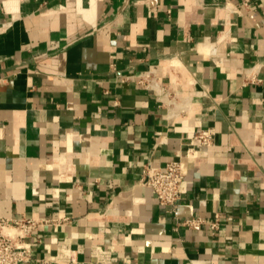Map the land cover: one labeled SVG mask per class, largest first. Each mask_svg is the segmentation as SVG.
Listing matches in <instances>:
<instances>
[{
  "label": "crops",
  "instance_id": "1",
  "mask_svg": "<svg viewBox=\"0 0 264 264\" xmlns=\"http://www.w3.org/2000/svg\"><path fill=\"white\" fill-rule=\"evenodd\" d=\"M0 216L50 220L24 264H264V0H0Z\"/></svg>",
  "mask_w": 264,
  "mask_h": 264
},
{
  "label": "built area",
  "instance_id": "2",
  "mask_svg": "<svg viewBox=\"0 0 264 264\" xmlns=\"http://www.w3.org/2000/svg\"><path fill=\"white\" fill-rule=\"evenodd\" d=\"M214 132L211 128L199 131L190 147L209 146L213 141ZM184 178V171L179 160H169L159 165L146 164L141 172V184L151 189L160 205L173 211L180 200V185ZM41 218H5L0 216V264H24L30 259L31 244L29 238L38 227L49 223ZM204 222L200 217L183 220L185 226H199ZM211 227H216L212 223ZM92 254L97 262L111 263L110 252L100 246H92ZM78 250L69 245L61 244L55 254L44 260V264H76L75 256Z\"/></svg>",
  "mask_w": 264,
  "mask_h": 264
}]
</instances>
